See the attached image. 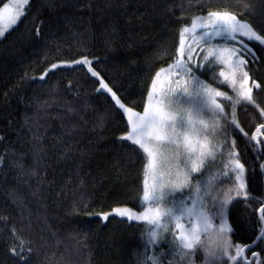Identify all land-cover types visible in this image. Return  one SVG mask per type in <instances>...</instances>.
<instances>
[{
    "label": "trees",
    "instance_id": "obj_1",
    "mask_svg": "<svg viewBox=\"0 0 264 264\" xmlns=\"http://www.w3.org/2000/svg\"><path fill=\"white\" fill-rule=\"evenodd\" d=\"M31 3V12L0 39V264H13L9 250L20 244L31 247V264H138L154 254L145 251L143 228L132 227L143 222L126 226L119 218L108 222L88 214L125 202L142 210L131 197L137 189L142 193L143 162L118 139L126 117L117 122L111 95L97 91L99 84L79 69L40 77L52 63L87 55L128 106L142 112L151 80L175 58L184 27L213 10L232 11L258 27L264 0ZM250 43L264 57L260 45ZM249 75L264 80V64H252ZM253 95L264 106V93L253 89ZM237 119L246 130L264 121L247 102L237 105ZM247 155L256 163L250 146ZM253 194H264L259 179Z\"/></svg>",
    "mask_w": 264,
    "mask_h": 264
},
{
    "label": "snow or ice",
    "instance_id": "obj_2",
    "mask_svg": "<svg viewBox=\"0 0 264 264\" xmlns=\"http://www.w3.org/2000/svg\"><path fill=\"white\" fill-rule=\"evenodd\" d=\"M31 8V0H0V38L15 30ZM244 8L250 14V6ZM39 32L37 28V35ZM253 41L264 50V20L257 27L232 11L218 10L193 20L180 33L173 61L151 80L142 112L128 106V98L113 90L115 85L106 82L87 55L52 63L40 77L51 79L59 72L79 69L99 84L97 91L111 94L117 122L123 124L126 117V131L118 139L137 157L138 164L143 162L142 193L137 189L131 197L141 202L142 210L125 202L110 211L88 214L108 222L119 218L118 223L126 226L127 222H143L132 227L143 228L141 236H148L145 251L154 254L138 264H155L157 256L162 264H184L186 259L198 257L194 245L210 228L224 238V264H264V194H253L257 179L264 184V121L246 130L237 119V105L244 102L255 105L258 119L264 118V106L257 104L253 95V89L264 93V80L257 82L249 75L252 64H264V57L258 56L250 43ZM94 60L98 62V58ZM208 73L207 79L202 78ZM194 86L207 98V115L203 117L172 106L176 94L190 95ZM224 89H230L232 95ZM181 117L186 121L183 128L177 125ZM249 146L259 163L249 159ZM180 147L183 155L173 150ZM4 163L0 156V165ZM213 165L216 171L208 175ZM193 181L198 184L194 192ZM213 183L224 189L223 196L209 201L205 190ZM164 243L167 248L162 247ZM9 251L13 264H31V247L20 244Z\"/></svg>",
    "mask_w": 264,
    "mask_h": 264
},
{
    "label": "clouds",
    "instance_id": "obj_3",
    "mask_svg": "<svg viewBox=\"0 0 264 264\" xmlns=\"http://www.w3.org/2000/svg\"><path fill=\"white\" fill-rule=\"evenodd\" d=\"M173 150L179 151L182 155L184 154L182 147L174 148ZM207 174H212V168L208 169ZM197 186V182L193 181L191 190L194 192ZM223 191L224 189L220 185L216 183L210 184L205 190V198L209 201L221 199ZM194 247L197 249L200 259H186L184 264H224L227 258L224 238L214 228L202 232ZM155 264H162L159 256L156 257Z\"/></svg>",
    "mask_w": 264,
    "mask_h": 264
},
{
    "label": "rangeland",
    "instance_id": "obj_4",
    "mask_svg": "<svg viewBox=\"0 0 264 264\" xmlns=\"http://www.w3.org/2000/svg\"><path fill=\"white\" fill-rule=\"evenodd\" d=\"M98 88H99V85H98ZM172 106L174 108H179L184 111H190L194 117H203L207 115V98L206 97L203 98L202 92L198 89V87H195V86L191 90L190 95L187 93L176 94L172 98ZM185 124H186V121L183 117L177 120V125L179 127L183 128ZM183 195L185 196L187 195V190H185Z\"/></svg>",
    "mask_w": 264,
    "mask_h": 264
},
{
    "label": "flooded vegetation",
    "instance_id": "obj_5",
    "mask_svg": "<svg viewBox=\"0 0 264 264\" xmlns=\"http://www.w3.org/2000/svg\"><path fill=\"white\" fill-rule=\"evenodd\" d=\"M253 158L255 159L256 163H259V161L256 160V153L254 151H253ZM258 171H259V169H258Z\"/></svg>",
    "mask_w": 264,
    "mask_h": 264
}]
</instances>
